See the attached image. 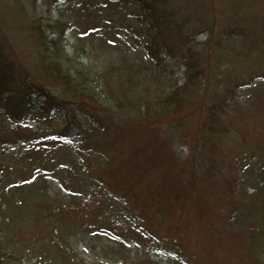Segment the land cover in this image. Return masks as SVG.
<instances>
[{"label": "rangeland", "instance_id": "1", "mask_svg": "<svg viewBox=\"0 0 264 264\" xmlns=\"http://www.w3.org/2000/svg\"><path fill=\"white\" fill-rule=\"evenodd\" d=\"M104 1L60 0L52 4L49 0H0V4L19 7L21 11L19 18L5 15L7 24L11 23L4 35L12 51L36 74L38 34L26 25L15 24L16 21L66 23L67 30L60 43L64 68L73 78L86 75L87 89L100 106L110 108L116 123L127 125L139 119L145 105L151 109L154 106L155 110L156 104L151 102L157 101L162 91L168 93L184 84V66L181 59L167 57L162 71H156L146 53L147 30L132 16V3L110 10ZM233 1L207 3L208 8H216L217 23L222 26V30H216L218 35L223 34L219 41L221 51H216L222 56L221 61L209 47L201 50L208 38L204 29L195 32L193 41L196 50L209 49L207 76L208 72L215 73V82H221L219 89L225 86L224 78L230 76L229 87L234 91L222 116L227 126L225 135L216 145L202 146L205 151L217 146L218 158H222L207 179L213 186L202 187L197 194L189 188L174 203V193L164 183L168 171L163 165L169 162L163 157L162 163L154 160L152 147L145 149L149 155L143 160L132 157L136 146H146L145 137L141 141L124 139L129 135H121L120 130L110 125L109 137L115 138V148L126 167L120 168L119 176L114 169L104 171L95 155L91 163L95 175L106 179L105 186L117 185L127 193V203L102 190L100 202L86 206L84 194L90 180L82 168L73 164L80 163L74 145L60 138V130L67 122L66 113L60 111L51 118L30 117L18 124L4 116L0 108V136L18 137L16 144L0 142V250H3L0 252L5 264L264 262V227L255 216L264 204V191L260 192L264 184L258 165L264 156V0L255 6L244 4L247 13L242 16L241 12L227 8ZM90 3L93 11L83 15L88 10H83L82 5L88 9ZM169 3L177 5V10L195 8V0H169ZM227 17L241 25L245 22L243 27L250 21L259 28L253 26L254 33L247 38L243 36L244 39L238 32L223 33ZM46 35L49 40L56 37L49 31ZM244 50L253 54L248 65L237 57ZM253 72L255 75H251ZM207 82L202 80L198 89H203ZM50 87L55 93L62 92L54 84ZM215 90L212 85L209 87L210 94ZM79 118L84 119L82 114ZM156 128L161 140L155 139V147L164 145L165 152L171 148L177 161L189 158L192 151L187 140L178 139V132ZM15 132L18 135H13ZM137 167L146 171L137 173ZM87 209L94 210L91 219ZM138 210L143 219L131 218L130 211L138 214ZM98 211L110 214L107 218L110 223L103 221L99 227H89L100 224ZM126 220L143 231L132 233L125 225ZM252 228L255 232L250 235L248 231ZM6 236L12 244L3 243Z\"/></svg>", "mask_w": 264, "mask_h": 264}, {"label": "trees", "instance_id": "2", "mask_svg": "<svg viewBox=\"0 0 264 264\" xmlns=\"http://www.w3.org/2000/svg\"><path fill=\"white\" fill-rule=\"evenodd\" d=\"M58 1L60 0H49L52 4H56ZM63 1L67 2L70 0ZM210 1L213 0H195L194 11L188 9L177 10V5L170 4L169 0H105L103 2L104 6L110 10L122 6L124 8L129 3H132V16L138 19L147 30L145 33L146 53L156 71L159 73L162 71L161 68L164 67V61L167 57L172 60L181 59L184 66V84L176 86L168 93L162 91L156 97L157 101L151 102L152 105L156 104L155 110H153L154 106L151 109L145 105L144 112L140 114L139 119L135 122L130 121L127 125L116 123L115 118L110 115V108L100 106L101 103L96 96L87 89L88 77L86 75L81 74L79 77L73 78L69 70L64 68L61 62L63 55L60 43L67 30L66 23L44 24L39 20L29 21V19L26 22L16 21L15 24L26 25L29 30L36 31L38 34L37 44L35 45L38 49V59L35 64L38 71L33 74L21 57L9 47L10 45L4 35L5 30L11 23L8 25L5 20L7 13L11 14L13 18H19L21 11L19 7L12 8L0 4V108L3 110L4 116L18 124L30 117L51 118L53 114L60 111L66 113L67 122L60 130V138L70 141L74 145V150L80 157V163L73 162V164L82 168V171L85 172V175L90 180L84 194L86 206L99 203V193L102 190L115 195L123 203H127V193H124L117 185L114 187L111 185L105 186L106 179L99 174L95 175L91 163V158L95 155L101 161L104 171L114 169V173L119 176L121 175L120 168L126 167L122 155L115 148V138L112 140V137H109L111 126L115 130H120L122 132L121 135H129L124 139L131 137L133 140L138 139L141 141L145 137L143 144L146 146H136L134 151H132V157L137 158L138 156L143 160L149 155L145 152V149L152 147L154 160L158 159L162 163L161 159L163 157L169 162V164L163 165L168 171V176L164 183H168L167 190L171 189L174 193L173 196L176 199L174 203L189 188L197 194L202 187L213 186L207 179L214 172L216 165L222 163V158H218L220 154L215 150L217 146L211 147L206 151L203 150L202 146L208 143H210V146L216 145L225 135L227 126H224L222 116L225 115L224 108L226 109L229 101L233 98L234 91L229 87L230 76L224 78L225 86L219 89L221 82L220 80L215 82V73L208 72L209 77L205 71L206 68L208 70L209 65L207 61L209 49L216 53L219 61L222 58L216 52L221 51V43L219 41L221 39L220 36L223 35H218L216 30H222V26L217 23L216 8H208L207 3ZM261 1L263 0H234L232 5L227 8L241 12L242 16V13L245 15L247 13L244 4L255 6ZM89 5L88 9L82 5L83 10H88L83 15L91 14V11H93L92 4L90 3ZM208 17L210 18L207 19ZM227 18L229 19L227 20L228 24L223 26V33L234 34L238 32L242 38L243 36L247 38V35L250 36L254 33L252 22L248 21L249 25L243 27L242 25L245 22L241 25L236 21L234 22L232 17ZM254 27L259 28L257 25ZM201 29H204L208 34V38L201 49L209 47L205 52L198 51L193 46L195 32ZM47 31L55 34L56 37L49 40L46 35ZM262 41V44H264V39ZM254 47L257 48L258 45ZM252 55V53L244 50L239 52L237 57H241L243 63L248 65ZM255 73L253 72L251 75H255ZM251 75L248 74V76ZM237 78L239 77L237 76ZM202 80L208 82L203 89L199 90ZM52 84L56 85V88H60L62 92L60 94L53 92L50 87ZM211 85L216 88L213 94L209 93ZM41 97L44 98V101H41ZM182 112L185 113L182 114ZM79 114H82L83 120L79 118ZM150 114L154 115L155 118L151 119ZM125 126L127 127L124 128ZM156 127H159L162 132L165 131L164 128L178 132V139L187 140L192 151L189 158L184 160V162L177 161V155L171 148L165 152L164 145L155 147V139L161 140ZM19 130L22 129L17 128V131ZM17 133L15 132L13 135H18ZM17 138H10L9 135L5 137L4 134L0 136V142L6 141L8 144H16ZM35 149L40 150L39 148ZM259 155H262V153ZM206 164L209 166L206 167ZM258 165L261 166V175L259 176L264 184V156ZM145 171L142 167H137V173L142 174ZM67 188L69 189L71 186H67ZM69 190L74 191L73 189ZM118 191L123 193H118ZM262 191H264V188L260 189V192ZM21 203L22 201L19 200L18 205L20 207ZM248 210L255 213L252 209L248 208ZM88 211L91 219L92 211L94 210L89 209ZM125 212L127 213L126 210ZM97 214V220L100 224L96 226L95 224H89V227H99L103 221L106 224L110 223L111 220L107 219L111 216L110 214L101 211H98ZM129 214L131 218L143 219V213L139 210L138 214L131 211ZM255 216H258L257 218L260 219V222H258L264 227L263 202ZM247 218L248 214L245 219ZM135 220L132 222L135 223ZM125 225H128L129 230L134 234L137 233L135 230L140 229V232L143 231L140 227L131 226L128 220L125 221ZM243 231L246 232L248 230ZM254 232L253 228L248 231L250 235ZM12 242L8 241L7 238L4 239L3 243L7 245V243L12 244ZM0 251L2 252L3 250ZM1 252L0 264H5L2 260L3 254ZM255 264H264V262L256 261Z\"/></svg>", "mask_w": 264, "mask_h": 264}]
</instances>
